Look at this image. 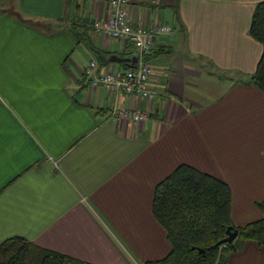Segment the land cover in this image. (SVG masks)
<instances>
[{"label": "crops", "instance_id": "obj_1", "mask_svg": "<svg viewBox=\"0 0 264 264\" xmlns=\"http://www.w3.org/2000/svg\"><path fill=\"white\" fill-rule=\"evenodd\" d=\"M258 1L177 0L183 30L149 56L153 99L118 95L147 111L133 124L109 113L111 96L82 73L95 54L68 29L67 15L86 17L94 46L128 55L92 27L107 0H0V241L19 234L96 264L160 258L170 244L153 187L180 163L228 184L233 225L259 218L264 92L246 81L262 50L248 31ZM169 5L138 1L128 18L172 24ZM109 59L95 72L120 67ZM224 264H264V244L245 240Z\"/></svg>", "mask_w": 264, "mask_h": 264}, {"label": "trees", "instance_id": "obj_2", "mask_svg": "<svg viewBox=\"0 0 264 264\" xmlns=\"http://www.w3.org/2000/svg\"><path fill=\"white\" fill-rule=\"evenodd\" d=\"M176 2L170 0L173 19L171 26L183 30ZM67 16L68 29L77 42L83 41L94 52L96 66L97 60L100 64L112 62L108 51L97 48L88 39L87 23L91 22L79 14L75 17ZM248 31L261 44L262 50L246 81L264 92V0L254 5ZM160 51V46L153 47L147 56L149 58L151 53ZM120 57L119 53L115 57L116 61L121 68H126ZM82 73L90 82V75H86L83 70ZM254 204L261 213L260 217L242 225H233L228 184L189 164L176 165L155 183L151 201V213L162 226L170 249L162 257L143 260L141 264H224L226 254L237 250L245 240L264 244V200L255 201ZM227 227H235L237 234L232 240L222 242L220 239L225 236ZM0 264L96 263L40 246L25 236L14 234L0 241Z\"/></svg>", "mask_w": 264, "mask_h": 264}, {"label": "built area", "instance_id": "obj_3", "mask_svg": "<svg viewBox=\"0 0 264 264\" xmlns=\"http://www.w3.org/2000/svg\"><path fill=\"white\" fill-rule=\"evenodd\" d=\"M145 1L156 4L158 0H107L106 15L95 20L92 26L111 39H118L122 44L128 43L136 51V63L126 68L109 66L101 72H95L94 58L85 63L83 72L90 75V85L101 86L111 98L109 113L120 120H129L133 124L147 118V111L123 106L118 102L119 94H127L153 99L155 92L151 87L152 65L148 54L154 47V40L164 33H170L172 26L163 19L145 23L132 24L128 18L129 8L133 3Z\"/></svg>", "mask_w": 264, "mask_h": 264}, {"label": "water", "instance_id": "obj_4", "mask_svg": "<svg viewBox=\"0 0 264 264\" xmlns=\"http://www.w3.org/2000/svg\"><path fill=\"white\" fill-rule=\"evenodd\" d=\"M117 55H109V58L113 59ZM121 61L125 62L126 66H134L136 63V51L132 50L128 55L121 56ZM237 234V229L235 227H227L225 230V236L221 238L220 240L223 241H229L232 240ZM201 250V249H199Z\"/></svg>", "mask_w": 264, "mask_h": 264}, {"label": "rangeland", "instance_id": "obj_5", "mask_svg": "<svg viewBox=\"0 0 264 264\" xmlns=\"http://www.w3.org/2000/svg\"><path fill=\"white\" fill-rule=\"evenodd\" d=\"M248 241H252V240H248ZM253 242V241H252Z\"/></svg>", "mask_w": 264, "mask_h": 264}]
</instances>
